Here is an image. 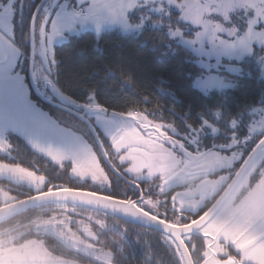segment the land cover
Listing matches in <instances>:
<instances>
[{
  "label": "flooded vegetation",
  "instance_id": "obj_1",
  "mask_svg": "<svg viewBox=\"0 0 264 264\" xmlns=\"http://www.w3.org/2000/svg\"><path fill=\"white\" fill-rule=\"evenodd\" d=\"M110 1L0 0V75L10 68L13 60H17L18 72L29 84L32 100L50 112L57 111L61 115L72 116L75 126L79 127V123H83L85 126L83 129H90L94 139L91 135L88 136V141L82 138L90 153L95 155L98 170H84V164L81 167L76 166L75 170L71 165L66 166L64 170L45 169L40 161L26 166L24 156L20 154L22 152H17V148L13 146L17 138H13L12 135L7 136L11 154L0 151V160L20 163L43 172L48 177L50 186L63 185L58 182L59 170H61L67 176L66 179L76 185L75 187L81 185L84 188L80 189L81 191L129 203L147 215L175 228L190 227L205 215L194 216L188 203L181 199L182 194L188 192L190 186H211L216 190L211 194L210 204L219 201L232 185L243 163L264 138V132L253 136V126L250 122L252 113H249L250 109L264 108V102L260 103L264 95V82L260 88V101L254 106L246 107L237 117L227 118L219 107H215L214 111L205 109L193 112L190 107L183 111L179 108L181 104L177 102L162 106L160 107L162 109L157 111H139L136 117L129 116L131 117L129 120L121 123L120 152L117 153L107 136L108 131L113 128L110 122L100 119L99 115L85 114V109L90 107L89 103H85L86 108L74 107L69 100L65 101L56 96L57 92H61L71 99L58 82L61 49L74 44L84 33H93L88 31L77 33L82 27L81 18L90 9L100 8ZM38 67L43 68L49 75L45 80H51L57 92L52 91L47 83L37 84L35 74L38 75L36 73ZM242 69L243 67L240 66L231 75L234 81L241 78L242 73L245 72ZM195 88L203 94L206 93L196 86ZM237 88L226 85L221 92L233 91ZM213 92L220 93L218 90L211 93ZM98 122L105 124L99 125ZM163 154H171L181 164L188 158L198 161L189 183H178L174 177L170 178L163 172L162 166L157 163ZM54 170L58 171L54 172ZM0 182L6 183L7 179L0 178ZM263 185L264 170L250 169L229 197L235 203H240L255 195L257 202L252 208L264 207L263 202L258 204L264 199ZM56 190L53 188V191ZM195 199H199V196L197 195ZM206 203H209L207 199ZM250 204L251 201L248 202L249 207ZM70 214L79 219H87L91 216L105 220L107 228L99 233V238L108 245H112L126 230L129 240V244L125 245L126 251L121 252L119 247L108 249L113 251L114 264L130 262L128 260L132 251L137 249V245L132 242L142 231L151 233L150 236L154 239L158 238L160 245L167 251L163 235L156 231L85 208H75V212ZM178 216L181 220H187V223H174ZM188 238H191L197 247L201 239L206 238L205 246L211 248L212 255L217 257L221 255L220 252L214 251L216 248L212 241L217 239L215 232L196 231L188 235ZM47 242L51 245L58 243L55 237H49ZM224 242V236H219V243L224 244ZM228 244V250L234 255L226 260H218L228 264H238L239 250L255 246L256 241L239 235L233 236ZM71 255L81 264H89L91 260V257L84 254L73 252ZM167 255L166 264H174L168 252Z\"/></svg>",
  "mask_w": 264,
  "mask_h": 264
},
{
  "label": "rangeland",
  "instance_id": "obj_2",
  "mask_svg": "<svg viewBox=\"0 0 264 264\" xmlns=\"http://www.w3.org/2000/svg\"><path fill=\"white\" fill-rule=\"evenodd\" d=\"M80 21L82 27L77 30L78 34L88 31L96 35L104 32L137 35L148 28L163 30L166 37L162 39L161 50L169 53L175 47L191 54L192 58L187 59L195 65L193 85L208 94L215 90L221 92L226 85L236 86L238 81L231 75L240 66L245 71L252 65L264 80V0H111L100 8L90 9ZM36 73L37 84L47 83L56 91L51 80H45L49 75L43 68L38 67ZM56 96L69 100L74 107H87L61 92ZM262 96L260 103L263 104ZM263 110H249L253 136L264 132ZM98 117L113 125L107 136L113 150L119 153L120 125L131 117L106 110ZM9 135L22 140L53 167L64 170L71 165L75 170L84 164V170H98L96 157L82 136L60 125L48 109L32 100L29 84L18 72L17 60L0 75V146L7 144ZM16 147L19 149L18 143ZM49 149L52 155L48 154ZM60 151L68 153V157L57 164L53 156ZM251 170H264V151ZM249 201L252 208L257 202L256 196L244 202ZM262 202L264 199L258 204ZM248 250L251 255L247 264H264V248L255 245ZM213 264L228 262L217 259Z\"/></svg>",
  "mask_w": 264,
  "mask_h": 264
},
{
  "label": "snow or ice",
  "instance_id": "obj_3",
  "mask_svg": "<svg viewBox=\"0 0 264 264\" xmlns=\"http://www.w3.org/2000/svg\"><path fill=\"white\" fill-rule=\"evenodd\" d=\"M10 148L4 144L0 151L10 155ZM48 154L52 155L50 149ZM67 157L68 153L60 151L53 159L59 164ZM157 163L170 178L183 184L190 182L198 161L188 158L181 164L171 154H163ZM0 177L7 178L6 183L0 182V264H81L73 258V252L91 257L89 264H114L113 251L108 249L119 247L121 252L126 251L125 245L129 244L126 230L108 245L99 238V233L107 228L105 220L91 216L79 219L70 214L75 208L69 207V202L73 205L97 203L86 193L67 185L50 186L43 172L5 160H0ZM53 188L57 190L53 191ZM215 190L211 186H190L181 199L188 203L194 216H207L204 226L196 231L215 232L217 239L212 243L221 255H212L211 248L205 246L206 238L201 239L197 247L187 233L165 229L163 239L174 264H213L217 259L226 260L234 255L228 250V241L233 236L253 238L257 248H264V207L251 208L243 201L235 203L230 197L210 204ZM197 195L199 199H195ZM123 211L126 215L138 216L134 209ZM173 222L187 223V220L178 216ZM221 235L225 238L224 244L219 243ZM49 237H55L58 243L49 244ZM132 243L145 245L143 264H161V260L152 255V246L146 237L138 234ZM239 251L238 264H247L250 250L241 248Z\"/></svg>",
  "mask_w": 264,
  "mask_h": 264
},
{
  "label": "trees",
  "instance_id": "obj_4",
  "mask_svg": "<svg viewBox=\"0 0 264 264\" xmlns=\"http://www.w3.org/2000/svg\"><path fill=\"white\" fill-rule=\"evenodd\" d=\"M165 37L163 30L151 31L149 28L137 35L107 32L98 36L84 33L74 44L60 51L59 85L71 99L79 103H88L90 95H95L101 108L117 115L134 110L157 111L162 106L177 102L183 111L188 107L193 112L205 109L214 111L215 107H219L229 118L239 116L246 107L260 101V88L264 80L252 65L244 69L245 72L234 85L238 87L236 90L210 94L198 91L192 81L195 65L187 59L192 58L191 54H185L175 47L169 49V53H164L161 42ZM51 113L60 125L75 131L86 141L89 135L94 137L90 129H83V123H79V127L75 126L72 116L61 115L57 111ZM13 146L17 152H22L20 154L24 156L26 166L40 161L45 169H58L29 149L22 140L17 138ZM59 172L60 184L76 190L84 189L81 185L75 187L66 179L64 172ZM141 235L151 244L152 255L159 258L161 264H166L167 251L160 245L158 238L154 239L147 231H142ZM145 258V245L141 243L132 251L127 264H140V261L143 264Z\"/></svg>",
  "mask_w": 264,
  "mask_h": 264
},
{
  "label": "water",
  "instance_id": "obj_5",
  "mask_svg": "<svg viewBox=\"0 0 264 264\" xmlns=\"http://www.w3.org/2000/svg\"><path fill=\"white\" fill-rule=\"evenodd\" d=\"M104 111L101 108L98 109H92V108H87L85 109V114L87 115H100ZM81 119L83 117H80ZM99 125H104L105 123L98 122ZM264 151V138L261 140V142L256 146V148L253 150V152L250 154V156L247 158V160L243 163V165L240 168V171L238 172L237 176L233 180L232 185L228 189V191L222 196V199L229 197L230 193L232 190L241 183L243 180L246 172L250 170L253 165L258 161V158L261 156V154ZM81 191V190H79ZM86 193L89 197L93 198L97 203L95 204H83V203H76L73 205L71 202H69V205L71 206H76V207H81L85 208L88 210H93L97 211L106 215H109L111 217H115L118 219L125 220L127 222H130L132 224H136L138 226H141L145 229L148 230H153L158 233H161L164 235L165 229H170L175 232H184L187 233L188 235L195 233L196 229L199 227L204 226V221L207 219V216L205 215L201 220H199L197 223L194 225L187 227V228H175L172 227L164 222L159 221L158 219H155L146 213L140 211L137 207L134 205H131L129 203H124L106 196H102L96 193L88 192V191H81ZM126 208H131L134 209L137 213V217H132L130 215H126L125 212L123 211ZM146 218V219H142Z\"/></svg>",
  "mask_w": 264,
  "mask_h": 264
},
{
  "label": "built area",
  "instance_id": "obj_6",
  "mask_svg": "<svg viewBox=\"0 0 264 264\" xmlns=\"http://www.w3.org/2000/svg\"><path fill=\"white\" fill-rule=\"evenodd\" d=\"M134 114H136V113H134Z\"/></svg>",
  "mask_w": 264,
  "mask_h": 264
}]
</instances>
